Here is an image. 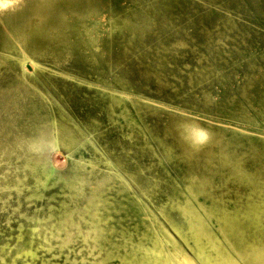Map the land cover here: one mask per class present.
<instances>
[{"label":"rangeland","instance_id":"obj_1","mask_svg":"<svg viewBox=\"0 0 264 264\" xmlns=\"http://www.w3.org/2000/svg\"><path fill=\"white\" fill-rule=\"evenodd\" d=\"M0 20V264L264 247V0H0Z\"/></svg>","mask_w":264,"mask_h":264},{"label":"bare ground","instance_id":"obj_2","mask_svg":"<svg viewBox=\"0 0 264 264\" xmlns=\"http://www.w3.org/2000/svg\"><path fill=\"white\" fill-rule=\"evenodd\" d=\"M11 1V0H8ZM15 4V3H14ZM13 4V6H14ZM6 6V5H5ZM9 7V6H8ZM7 7V8H8ZM11 7V5H10ZM3 13V12H2ZM2 21V20H0ZM7 31V30H6ZM8 33V32H7ZM25 33V31H24ZM12 40L13 42L18 45V47H20V49L22 50L24 56L23 58H21L22 62H23V66L26 67L27 64V56L28 54L26 53L24 44H23V40L21 39L20 36H18V34H12ZM27 34V32H26ZM11 37V36H10ZM6 44V43H5ZM10 45V44H9ZM8 45V46H9ZM12 45V44H11ZM32 64L34 65V67L37 66L36 61L32 60ZM28 66V64H27ZM31 70V69H30ZM182 123V122H181ZM180 123V124H181ZM182 125V124H181ZM193 124H190L187 127V131H188V135L190 136V138L192 139V141L195 142H201L205 139L208 138V136L204 135L202 128L200 127H193ZM181 129V128H180ZM57 130H62L60 128H58ZM63 131H66V129L63 127ZM59 132V131H58ZM57 143V142H56ZM187 143V142H186ZM185 143V144H186ZM189 143V142H188ZM187 145V144H186ZM193 146V145H192ZM195 147V146H194ZM142 187V186H141ZM141 189V188H140ZM142 190V189H141ZM145 190V189H144ZM264 195V194H262ZM256 200V199H255ZM254 200V201H255ZM261 200V199H260ZM257 202V200L255 201ZM252 203V202H251ZM249 204V202H248ZM255 204V203H254ZM259 204V203H258ZM257 205V204H256ZM261 206V204H260ZM263 207V206H262ZM259 208V207H258ZM253 209V208H252ZM256 209V208H255ZM254 209V210H255ZM251 210V209H249ZM246 211V210H245ZM252 211V210H251ZM244 213V212H243ZM251 213V212H249ZM232 214V213H231ZM255 216L260 217L258 212L254 213ZM264 216V215H263ZM264 218V217H263ZM251 219V218H250ZM255 220V219H254ZM241 221V219H240ZM247 221V220H245ZM260 221V220H259ZM258 221V222H259ZM263 221V220H262ZM249 222V221H248ZM247 222V223H248ZM252 222V221H251ZM231 223V222H230ZM253 223V222H252ZM263 223V222H261ZM246 224V223H245ZM250 224V223H249ZM247 225V224H246ZM251 225V224H250ZM253 225V224H252ZM255 226V225H254ZM262 226V225H261ZM174 228L176 229V227L174 226ZM245 228H247L245 226ZM261 228V227H260ZM256 229V228H255ZM254 229V230H255ZM259 229V228H258ZM177 230V229H176ZM261 230V229H260ZM166 231V237L169 236V238H173V235H171L169 230H165ZM178 231V230H177ZM223 231V230H222ZM224 232V231H223ZM231 232V231H230ZM247 232V231H246ZM262 232V231H261ZM178 233L180 234V236L184 239V241L186 243H188L190 246V242L189 239H187L181 232L178 231ZM226 233V232H225ZM227 235V233H226ZM257 235V234H256ZM233 237V235H231ZM260 236V234H259ZM203 234L201 232L195 234L193 236V242L195 243V246L197 247L196 252L199 254L204 255L206 261L209 264H255V263H260V264H264V247L255 250L252 254H247L245 255L243 252L240 251V249L234 247L233 251H235L237 253V255H234V253L229 249V247H227V245H225L222 240L220 239V237L217 236V234L212 231L210 234H206L205 238L206 241L203 240ZM241 237V236H240ZM227 239V236L225 237ZM229 238V237H228ZM264 238V237H263ZM262 238V239H263ZM231 239V238H229ZM249 240V239H248ZM224 241V239H223ZM235 240H233L234 243ZM251 241V239H250ZM264 241V239H263ZM173 245H176V240H172L171 241ZM230 244V243H229ZM228 244V246H229ZM257 244V243H256ZM231 245V244H230ZM239 245V244H238ZM189 246V247H190ZM241 246V245H240ZM255 246V245H254ZM262 246V245H261ZM174 247V246H173ZM232 247V246H231ZM190 248H193L192 246ZM174 249V248H173ZM249 250V249H248ZM172 256L174 255L176 257V259H178L179 264H192L191 259H189L187 256H182L181 259L183 261H181L178 257V251L177 250H170ZM153 254L147 256L145 259H141L138 261L137 264H178L177 262L174 261L173 257L170 255L169 252L166 251H162L160 249H158L155 245V249L153 250ZM182 252V251H181ZM184 252V251H183ZM190 257V256H189ZM191 258V257H190ZM194 261V260H193ZM243 262V263H242Z\"/></svg>","mask_w":264,"mask_h":264}]
</instances>
